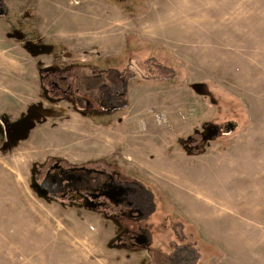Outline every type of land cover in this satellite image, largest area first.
I'll return each instance as SVG.
<instances>
[{"label": "rangeland", "instance_id": "374dc122", "mask_svg": "<svg viewBox=\"0 0 264 264\" xmlns=\"http://www.w3.org/2000/svg\"><path fill=\"white\" fill-rule=\"evenodd\" d=\"M1 4L15 6L12 0ZM101 5L40 1L35 16L20 13L21 20H33L44 44L66 42L54 58L34 57L14 40L16 34L36 37L16 13L0 17V121L14 128L31 122L18 142L0 145V264L165 259L110 249L113 225L41 198L33 188V164L54 149L115 155L125 168L164 184L175 204L188 196L193 214L182 204L177 210L194 217H186L192 225L176 235L178 228L167 224L162 236L192 238L194 264H264V0H136L122 5L125 15ZM47 10L54 16L47 18ZM83 53L117 56L122 71L136 72L130 107L118 126H91L72 113L60 121L55 110L65 106L47 102L38 88V67L63 56L61 62L84 59ZM229 124L232 130L224 128ZM193 130L212 138L203 154L191 158L172 138ZM227 152L232 167L213 172L207 165ZM186 163L198 166L194 187ZM183 243V255L191 258V244Z\"/></svg>", "mask_w": 264, "mask_h": 264}, {"label": "flooded vegetation", "instance_id": "af4514ba", "mask_svg": "<svg viewBox=\"0 0 264 264\" xmlns=\"http://www.w3.org/2000/svg\"><path fill=\"white\" fill-rule=\"evenodd\" d=\"M1 1L0 17L8 16V13L13 11L16 13L15 20L21 23L22 27H31L36 36L31 39L26 35L16 34L14 40L20 42L22 48L37 58L44 56L54 58L53 54L56 51L62 52L60 49L65 47V41L52 38L55 40L54 45L49 42L44 44L45 39L38 34L33 20L28 17L21 20L20 13L27 12L29 17L35 16V8L40 1L52 3L68 0H12L15 4L13 8H4ZM90 1L106 6L108 12L115 8L114 10L122 14L125 11L122 5L126 2H136V0ZM14 26H10L9 31ZM8 33L7 35H10ZM9 38L13 40L12 35ZM83 56L86 58L61 62V59H65L63 56L59 60L38 67L36 76L41 94L47 102L58 106L59 109L65 106L63 111L55 110L56 118L61 119L60 121L66 120L72 113L86 120L91 126L108 128L118 126L122 121V114L130 107V86L137 80L136 72L127 71L126 68L122 71L117 56H102L97 53L89 55L83 53ZM26 124L29 128L22 130L26 128ZM30 124L31 122L27 121L19 128H14L8 123L6 125L2 123L4 136H0V145L7 140L10 143L18 142L20 140L18 136L21 137L22 133L31 130ZM227 127L228 125L224 126L225 129ZM196 133L193 130L191 135L184 138H172V144L181 147L191 158L200 156L204 153L207 140L212 137L200 138ZM35 160L32 169L34 191L41 198H47L57 206L94 214L113 225L115 231L112 244H109L110 249L131 253L144 252L151 258L163 255L165 259L161 264H166V260L170 262L168 264H174L173 258L178 256L179 264L195 263L196 260L192 259L195 251L193 239L182 234L180 240L176 237L183 231L185 224L192 223L188 222L184 214H182L184 219L179 216L178 207L167 194L165 187L150 180L149 176L138 174L135 168H125L115 155L54 149V152L38 154ZM163 209L166 216L162 214ZM159 218L160 221L157 220ZM167 224L178 228L175 240H168L162 236L163 227ZM184 241L191 244L190 249H186L189 250L187 253L191 258H185V254L183 255Z\"/></svg>", "mask_w": 264, "mask_h": 264}, {"label": "crops", "instance_id": "0c3cea01", "mask_svg": "<svg viewBox=\"0 0 264 264\" xmlns=\"http://www.w3.org/2000/svg\"><path fill=\"white\" fill-rule=\"evenodd\" d=\"M46 13H48L47 15H46V17L48 18V17H52V16H54V11H50V12H48V10H47V12ZM227 157H229L230 159H231V156H230V153H226V154H223L222 156L220 155V154H217V156H216V158H215V162L214 161H210L209 159H208V161H210V164L209 165H207L208 167L210 166V167H213V172H215L216 170H219V169H221V168H224V169H230L232 166H231V164H230V162H226V158ZM243 163V162H242ZM258 163H259V167H261L262 168V166H263V159L262 158H259L258 159ZM186 165H187V168H188V175L186 176V178L187 177H190V180L192 181L191 182V184L189 185V187H194V186H196V181H199L200 182V179L198 178V179H195V176L197 175V171H196V169H197V165H194L193 167H190V165L189 164H187L186 163ZM185 165V166H186ZM246 165H248L247 163H246ZM209 167V168H210ZM262 171L264 172V169L262 168ZM183 175V174H182ZM261 176H262V174H261ZM256 177H259V176H256ZM256 179H254L253 181H255ZM190 182V181H189ZM172 185H173V183L172 182H170ZM165 188H167L164 184H162ZM173 186H176V185H173ZM182 189V188H181ZM256 190H257V188H255ZM168 190V189H167ZM166 190V191H167ZM182 190H185L186 191V189H182ZM204 195H206V192L204 191V190H202L201 191ZM167 193H168V195L171 197V195H173L172 193H171V191L170 190H168L167 191ZM177 199V203H176V205L178 204V208L180 207V205L182 204V206L186 209V211L189 213V214H193V210L191 209V206L189 205L190 204V202L189 201H191V199L188 197V196H184L183 198H176ZM181 209V208H180ZM182 211H184V216L185 217H187V216H189L188 214H187V212L185 211V210H183L182 209ZM190 218H194V217H192V216H189ZM216 221V220H215ZM191 223V222H190Z\"/></svg>", "mask_w": 264, "mask_h": 264}, {"label": "water", "instance_id": "95a60500", "mask_svg": "<svg viewBox=\"0 0 264 264\" xmlns=\"http://www.w3.org/2000/svg\"><path fill=\"white\" fill-rule=\"evenodd\" d=\"M27 128H29L28 124H26V128H22V130H26ZM228 128H229V130H232L233 129V125L229 124ZM0 136H4V126L2 125V123H0Z\"/></svg>", "mask_w": 264, "mask_h": 264}]
</instances>
